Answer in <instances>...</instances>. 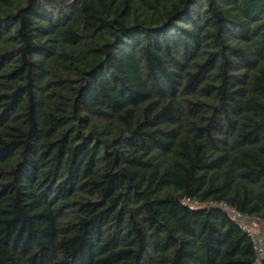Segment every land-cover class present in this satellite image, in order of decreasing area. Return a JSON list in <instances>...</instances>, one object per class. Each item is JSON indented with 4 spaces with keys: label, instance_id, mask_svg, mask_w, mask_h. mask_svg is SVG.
Segmentation results:
<instances>
[{
    "label": "trees",
    "instance_id": "1",
    "mask_svg": "<svg viewBox=\"0 0 264 264\" xmlns=\"http://www.w3.org/2000/svg\"><path fill=\"white\" fill-rule=\"evenodd\" d=\"M219 204L264 224V0H0V264H254Z\"/></svg>",
    "mask_w": 264,
    "mask_h": 264
},
{
    "label": "built area",
    "instance_id": "2",
    "mask_svg": "<svg viewBox=\"0 0 264 264\" xmlns=\"http://www.w3.org/2000/svg\"><path fill=\"white\" fill-rule=\"evenodd\" d=\"M184 204L190 205L191 207H200L201 205L197 201L191 199H186L183 201ZM220 207L224 208L228 214L237 221L240 225V228L244 233H246L253 242V249L255 252V261L254 264H263L264 262V224L256 231L250 225L251 219L243 216L239 213H236L233 209L228 208L224 204H219Z\"/></svg>",
    "mask_w": 264,
    "mask_h": 264
},
{
    "label": "rangeland",
    "instance_id": "3",
    "mask_svg": "<svg viewBox=\"0 0 264 264\" xmlns=\"http://www.w3.org/2000/svg\"><path fill=\"white\" fill-rule=\"evenodd\" d=\"M251 227L254 228L256 231H259V229L262 227L263 223H261L260 221L258 220H251V223H250Z\"/></svg>",
    "mask_w": 264,
    "mask_h": 264
}]
</instances>
